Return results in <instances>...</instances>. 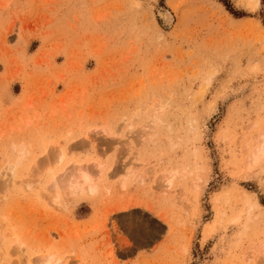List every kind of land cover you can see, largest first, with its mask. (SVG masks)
Listing matches in <instances>:
<instances>
[{
  "label": "rangeland",
  "instance_id": "1",
  "mask_svg": "<svg viewBox=\"0 0 264 264\" xmlns=\"http://www.w3.org/2000/svg\"><path fill=\"white\" fill-rule=\"evenodd\" d=\"M263 123L264 0H0L1 264L264 263Z\"/></svg>",
  "mask_w": 264,
  "mask_h": 264
},
{
  "label": "bare ground",
  "instance_id": "2",
  "mask_svg": "<svg viewBox=\"0 0 264 264\" xmlns=\"http://www.w3.org/2000/svg\"><path fill=\"white\" fill-rule=\"evenodd\" d=\"M160 16H162V19H163V21L165 22V23H167V24H169V23H171V20H172V16H171V14L169 13V12H164V13H162V14H160ZM155 120V119H154ZM193 121H194V119L191 121V125H192V123H193ZM264 124V123H263ZM194 128V127H193ZM263 129L260 131V129H259V134L258 135H256L255 137H254V139H255V146L253 147V149L252 150H250L249 151V154H248V156L247 157H245V162H246V164H247V168H254V167H257L259 164H262V162H264V127H262ZM105 133V132H104ZM140 137H141V135H140ZM243 137V136H242ZM245 150V149H244ZM248 152V151H247ZM204 155V154H203ZM201 159V158H200ZM243 161V160H242ZM49 162V161H48ZM244 162V161H243ZM73 163V162H72ZM163 163V162H162ZM74 165V164H73ZM89 165H91V164H89ZM85 166V169H84V167L83 166H73L70 170H68L69 172L66 174H64V178H61L63 181H57V182H54L53 184H52V186H50V188L49 189H51V190H49V191H52L51 192V194L50 195H48V197L50 198V202L51 203H53L57 208H59V209H61V210H63L64 208H65V206L70 202V199L72 198V196H73V194L74 193H76V192H78V193H81L80 191L82 190H85L86 188H89V189H92V191H90V192H94L95 193V191H94V189H96V183L94 184V179H95V177H94V175H92L93 173H94V171H90V172H88V170H86V169H88V167L86 168V165H84ZM69 167V166H68ZM67 167V168H68ZM243 167V166H242ZM91 168V167H90ZM258 168V167H257ZM39 169V168H38ZM101 169H102V167L98 164V165H96V172H97V174L98 173H100L101 172ZM233 169V168H232ZM12 170V169H11ZM37 170V169H36ZM47 170V169H46ZM90 170V169H89ZM92 170V169H91ZM244 172H245V170H243ZM41 172V171H40ZM39 172V173H40ZM45 174L47 173V172H51V171H43ZM93 172V173H92ZM170 173V172H169ZM35 174V173H34ZM37 174V173H36ZM181 174V173H180ZM183 174H184V171H183ZM190 174V173H189ZM194 174V173H193ZM32 175V174H31ZM40 174H38V176H39ZM42 175V174H41ZM44 176V175H43ZM31 177V176H30ZM33 177V176H32ZM42 177V176H41ZM63 177V176H62ZM96 177H97V175H96ZM42 179H44V177L43 178H41V180ZM29 180H30V178H29ZM194 180V179H193ZM43 181V180H42ZM168 181V183H169V185H170V180H167ZM38 182H40V181H38ZM163 182V181H162ZM29 183V182H28ZM36 184H38L37 182H35ZM8 184V183H7ZM6 186V185H5ZM4 186V187H5ZM8 186V185H7ZM7 186H6V188H7ZM28 186H31V185H28ZM10 187V186H9ZM86 187V188H85ZM24 188V187H23ZM46 188V187H45ZM193 188V187H192ZM25 189V188H24ZM189 189H191V188H189ZM195 189V188H194ZM198 189V188H197ZM26 190H27V188H26ZM29 190H32V188L31 189H29ZM48 191V190H47ZM86 191H87V189H86ZM193 191V190H192ZM3 192V191H2ZM89 192V193H90ZM42 193V192H41ZM45 193V192H44ZM195 193V192H194ZM41 196V195H40ZM46 197V196H45ZM73 199V198H72ZM48 200V199H47ZM246 200V199H245ZM243 201H244V199H243ZM248 199H247V202H246V204H249L248 203ZM49 203V202H48ZM193 203V202H192ZM53 206V205H52ZM254 206V205H253ZM252 206V207H253ZM1 224V223H0ZM1 227H2V225H1ZM1 227H0V230H1ZM208 229V228H207ZM206 230V229H205ZM1 232V231H0ZM14 235H16V234H14ZM14 235H13V237H14ZM207 236V235H206ZM16 237V236H15ZM18 237V236H17ZM19 238V237H18ZM206 238V237H205ZM205 238H204V240H205ZM17 243V242H16ZM14 245H15V243H14ZM17 245V244H16ZM263 245V244H262ZM0 246H2V245H0ZM250 246V245H249ZM20 249H21V247H20V245L18 246ZM10 248V247H9ZM253 248V247H252ZM260 248H261V246H260ZM251 249V248H250ZM259 249V248H258ZM24 251V250H23ZM251 251H252V249H251ZM261 251V253H263L264 254V248L262 249V250H260ZM16 252V251H15ZM19 251H17L16 253H18ZM10 253H11V251H10ZM253 254V253H252ZM262 254V255H263ZM2 255V254H1ZM12 256H13V253L11 254ZM20 256V258H21V254H19ZM23 255V254H22ZM252 256V255H251ZM19 257H17V258H19ZM46 256H44V258H45ZM52 257L53 256H50V257H48V259H46V260H44L43 259V261L42 260H40V261H38V263L37 264H49L50 263V261H52ZM261 257V256H260ZM23 258H24V256H23ZM43 258V257H42ZM41 258V259H42ZM254 258H256L255 256H254ZM262 258V257H261ZM22 259V258H21ZM27 259V258H26ZM25 259V260H26ZM35 259H37V258H35ZM246 259V258H245ZM258 259H260V258H258ZM18 260H20V259H18ZM24 259H23V261H25ZM246 260H248V257H247V259ZM261 260V259H260ZM263 260H264V256H263V259L261 260L262 262H263ZM16 261V260H15ZM15 261L13 262H11V264L13 263V264H15ZM21 261V263H22V260H20ZM20 261L18 262V264L20 263ZM30 261V260H29ZM28 261V263H30ZM34 261V260H33ZM35 261H37V260H35ZM35 261L33 262V263H31V264H35ZM55 261V260H54ZM56 261H57V259H56ZM258 261V260H257ZM53 262V261H52ZM58 262V261H57ZM57 262H55V263H57ZM256 262V261H255ZM260 262V261H259ZM20 263V264H21ZM27 263V264H28ZM0 264H1V262H0ZM24 264V263H23ZM54 264V263H53ZM260 264V263H259ZM261 264H264V263H261Z\"/></svg>",
  "mask_w": 264,
  "mask_h": 264
},
{
  "label": "crops",
  "instance_id": "3",
  "mask_svg": "<svg viewBox=\"0 0 264 264\" xmlns=\"http://www.w3.org/2000/svg\"><path fill=\"white\" fill-rule=\"evenodd\" d=\"M141 262L140 258L134 259L132 260L129 264H133V263H139Z\"/></svg>",
  "mask_w": 264,
  "mask_h": 264
},
{
  "label": "trees",
  "instance_id": "4",
  "mask_svg": "<svg viewBox=\"0 0 264 264\" xmlns=\"http://www.w3.org/2000/svg\"><path fill=\"white\" fill-rule=\"evenodd\" d=\"M225 7L227 8V10H228L229 12H231L232 14H234V13L232 12V10H231V8H230V6H229L228 4H225Z\"/></svg>",
  "mask_w": 264,
  "mask_h": 264
}]
</instances>
